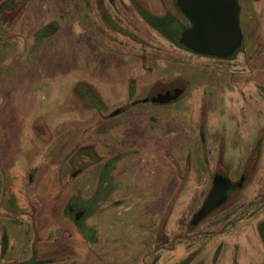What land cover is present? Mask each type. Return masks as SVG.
<instances>
[{"label":"rangeland","instance_id":"1","mask_svg":"<svg viewBox=\"0 0 264 264\" xmlns=\"http://www.w3.org/2000/svg\"><path fill=\"white\" fill-rule=\"evenodd\" d=\"M98 2L0 0V264H264V0H238L225 58L152 27L181 33L177 0ZM177 79L181 98L142 101ZM248 162L228 210L249 214L195 240L212 175L236 181Z\"/></svg>","mask_w":264,"mask_h":264},{"label":"water","instance_id":"2","mask_svg":"<svg viewBox=\"0 0 264 264\" xmlns=\"http://www.w3.org/2000/svg\"><path fill=\"white\" fill-rule=\"evenodd\" d=\"M213 1L209 4L199 0H177V7L190 22L189 27L180 33L179 42L194 53L225 57L234 51L240 39L237 11L235 8L232 9L226 0ZM171 95H177V91L171 92L168 97H160L162 95L159 97L161 100H170ZM238 186L240 183L231 182L219 174L215 175L190 225L197 224L213 209L223 204L228 193ZM34 259L33 251L30 260L23 264H34Z\"/></svg>","mask_w":264,"mask_h":264},{"label":"flooded vegetation","instance_id":"3","mask_svg":"<svg viewBox=\"0 0 264 264\" xmlns=\"http://www.w3.org/2000/svg\"><path fill=\"white\" fill-rule=\"evenodd\" d=\"M200 2H209V4H211L212 2H214L213 0H199ZM227 2L230 3L232 9L235 8L236 11H237V21H238V24H240V18H241V12L244 13L241 8H240V3H238V0H226ZM99 5L102 6V4H100V0L98 2ZM6 7L9 8V6L6 4L5 5ZM103 7H104V3H103ZM175 8H176V11L178 13V16H170L168 15L167 13L165 14L164 13V17H167V16H170L172 17L175 21H178L177 23V28H179V30L181 29V32L183 29L185 28H188L189 25H190V22L189 20L186 18V16L182 13V11L180 10V8L177 7L176 3H175ZM1 10V14H5V8L4 6L0 9ZM255 13V12H254ZM148 15V14H147ZM146 15V16H147ZM152 17V16H151ZM160 17H157L156 20H158ZM244 18V17H243ZM145 23L147 24V22L145 21ZM150 25V24H149ZM167 22L164 21L163 22V18H160L159 19V26L157 27H154L152 26L156 31H158V33L164 38L166 39L168 42H172L174 44H176L178 47L182 48V49H185L187 51H190L189 49L185 48L180 42V33L178 35H176L175 38H172L170 36H167L165 34V31L167 33ZM112 29V28H111ZM113 30V29H112ZM239 34H240V39H239V42L236 46V48L234 49V51L231 53V56H235V54L237 53V48L238 46L242 43V39H243V34H242V31L239 30ZM170 37V38H169ZM192 52V51H190ZM194 53V52H193ZM195 54H198V53H195ZM199 55H205V54H199ZM237 55V54H236ZM205 56H209V55H205ZM230 56V57H231ZM209 57H217V56H209ZM217 58H225V57H217ZM173 91H177V95H171V99L168 100V99H163L161 100L162 98L160 97H168L171 92ZM184 91H185V84H184V81H180L179 79L177 80H173L172 82H169L167 84H164V85H161V84H155V85H152L148 91V94L146 96V98H144L142 101L143 102H150V103H154V104H164V103H169V102H173L179 98H181L184 94ZM162 95V96H160ZM160 96V97H159ZM160 98V99H159ZM140 101V100H139ZM141 102V101H140ZM124 112L125 111V107L120 109L119 113L121 112ZM253 155H258V154H254L252 153L250 156H253ZM247 160H249L247 158ZM246 160V162H247ZM253 164V165H252ZM250 164V162L246 163L244 165V169H247L246 172L247 174H241L238 179L236 181H232L230 180L227 176L221 174V173H215L214 175H212L211 177V183H212V179L215 175H222L224 177H227L229 179V181L231 182H234V183H240V186L236 187L234 191L228 193L227 197H226V200L223 204H221L220 206H218L217 208L213 209L209 214H207L206 216H204L200 221H204V220H207L208 221V225L206 228H204L203 230L201 231H198L197 232V235H195L193 238L195 240H198L200 241L201 240V237H203V239H207V238H211L215 235H225L226 237H228V232H230L233 227L235 226L236 222L238 220H241L243 217L247 216L249 214L248 212V206L247 205L245 208H241L240 211H238L237 213H235V211L237 210L236 206L233 208V209H229L228 210V202L230 201V198L238 193L239 191H241L242 189H244L245 185H246V181H247V177H248V174L253 170V167L255 166L254 163ZM102 171L99 175L100 177V180H99V188L102 189L103 186L105 185V178L109 175V172L111 173V171H108V163L105 162L103 165H102ZM211 183H210V186H211ZM210 188V187H209ZM209 190V189H208ZM207 190V192H208ZM206 192V194H207ZM206 194L202 197V200H201V203L199 204L198 207H196L193 212L191 213L190 217L187 219V222L185 224V228H187V230H192L194 231V229H196L197 225L199 224H195V225H190V221L192 220V217L193 215L196 213V211L199 209V207L201 206L202 204V201L204 199V197L206 196ZM263 194H261L262 196ZM82 203V202H80ZM237 205V204H236ZM259 205V204H257ZM70 208V212L73 214H75L76 212H80V211H84L85 210V213L82 214V217L85 216L86 214V211L88 209H86V207H82L81 205L79 204H76V202L74 201H71L69 203H67L66 205V209L67 208ZM31 211V210H30ZM73 211V212H72ZM33 212V211H31ZM73 214V216H74ZM235 214H237L235 216ZM78 215H80V213H78ZM81 217V218H82ZM80 218V219H81ZM182 232H179L177 236H182ZM181 239H185V238H181ZM178 240V239H177ZM36 243V242H34ZM34 243H32V245H34ZM228 245V244H227ZM152 256V254H151ZM35 262V261H34Z\"/></svg>","mask_w":264,"mask_h":264},{"label":"trees","instance_id":"4","mask_svg":"<svg viewBox=\"0 0 264 264\" xmlns=\"http://www.w3.org/2000/svg\"><path fill=\"white\" fill-rule=\"evenodd\" d=\"M165 34L167 35V36H169V34L168 33H166V31H165ZM170 38V37H169Z\"/></svg>","mask_w":264,"mask_h":264}]
</instances>
